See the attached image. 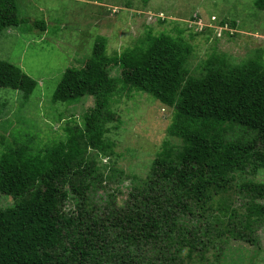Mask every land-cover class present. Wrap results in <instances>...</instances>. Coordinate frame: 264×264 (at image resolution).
<instances>
[{"label":"rangeland","instance_id":"obj_1","mask_svg":"<svg viewBox=\"0 0 264 264\" xmlns=\"http://www.w3.org/2000/svg\"><path fill=\"white\" fill-rule=\"evenodd\" d=\"M15 1L24 22L1 32L0 60L20 67L35 85L28 95L0 87V156L18 146L44 152L65 139L68 127H84L85 115L99 108L101 98L86 94L60 102L52 95L65 70H88L98 49L120 59L164 34L190 48L184 63L188 75H200L215 56L234 67L264 65V8L256 7L255 0ZM34 20L45 21V30L35 28ZM108 73L114 92L100 107L99 123L111 151L87 150L94 164L86 175L90 187L84 196L65 188L68 197L61 206L70 224L62 240V264L81 262L71 250L86 210L90 219L84 225L97 218L104 223V237L94 240L91 257L81 264H264V218H241L250 202L264 205V169L251 165L234 173L226 191L206 203L185 200L186 208H181L160 198L171 213L156 238L133 240L121 231L116 215L132 212L140 201L150 207L159 193L158 187L148 186L153 160L164 141L179 140L168 133L173 108L122 82L131 68L110 65ZM227 129L228 140L255 136L238 125ZM13 202L0 194V208ZM239 219L250 223L248 229H242Z\"/></svg>","mask_w":264,"mask_h":264},{"label":"trees","instance_id":"obj_2","mask_svg":"<svg viewBox=\"0 0 264 264\" xmlns=\"http://www.w3.org/2000/svg\"><path fill=\"white\" fill-rule=\"evenodd\" d=\"M255 6L264 8V0H255ZM17 12L15 0H0V34L24 22ZM32 24L40 30L46 28L45 21L34 20ZM189 52V47L161 34L120 59L109 58L98 49L88 70H65L52 98L70 102L92 94L101 98L99 108L85 115L83 128L68 127L65 139L44 152L18 146L1 154L0 194L11 196L14 202L0 208V264L63 263L60 250H66L62 240L66 224H70L61 206L68 197L65 188L69 186L84 196L90 187L86 175L93 172L94 164L88 160L87 150L111 151L99 123L103 113L100 107L114 92L110 65L131 68V74L122 79L124 84L173 108L168 133L179 140L164 141L153 160L148 186L150 190L158 187L159 193L151 198L150 207L140 201L132 212L115 214L128 237L156 238L159 225L171 213L162 207L160 198L181 208H186L185 200L206 203L226 191L234 173L250 165L264 169V65L249 62L234 67L215 56L205 62L200 75H188L184 63ZM34 85L20 67L0 60V87L28 95ZM232 125L244 127L255 136L246 141L228 140L227 126ZM258 143L261 148L256 149ZM85 214L87 210L81 215L80 233L71 250L80 264L91 257L94 240L104 237V223L96 218L91 225H84L90 219ZM258 217L264 218V205L247 204L241 218L252 221ZM238 221L244 231L250 226Z\"/></svg>","mask_w":264,"mask_h":264}]
</instances>
